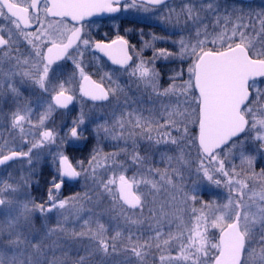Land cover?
I'll return each instance as SVG.
<instances>
[{
  "label": "snow or ice",
  "instance_id": "6c2138e0",
  "mask_svg": "<svg viewBox=\"0 0 264 264\" xmlns=\"http://www.w3.org/2000/svg\"><path fill=\"white\" fill-rule=\"evenodd\" d=\"M162 6V7H161ZM211 12L215 17L211 24H203L200 11L191 3L183 5L185 23L195 25V43L179 41V58L188 61L187 79L182 80L183 72L170 78L169 86L160 88L158 73L152 62L140 59L138 62L129 55V41L117 36L110 42L92 40L85 28L92 23V18L105 14L112 15L130 10L145 13L153 12L157 18L167 9L169 15L163 19L171 20V13L176 10L170 7L169 0H0V18L7 20L15 29L9 28L7 33L0 29V50L8 62L15 66L12 75H20L30 81L39 90L38 103L46 105L41 114L39 124L57 109H68L77 99L76 91L71 85H78L81 97L92 101H110L120 91L119 85L106 88L102 83L94 81L87 73L82 59H76L73 51L83 56L85 51L99 52L118 66L114 73L123 72L139 86L150 89L161 100L167 119L157 122L158 127L165 129L157 144H169L182 148V141L197 152L195 170L210 183L219 185L216 173L229 179L230 192L237 193L230 197L228 204L223 205L219 215L210 220L203 214L196 215L195 223L187 226L179 236H173L171 229L167 233L156 227L152 235L145 239L129 233L127 243H117L121 232L112 236L105 223L90 219L83 220L80 230L69 228L59 220L55 227L35 229L33 213H41L45 220L47 214L55 213L66 221L68 215L75 214L80 218L81 209L68 208L70 199H60L61 189L71 180H79L87 170L74 166L65 154L63 145L73 141H81L84 137L86 116L83 112L71 121L65 132H56L46 126L37 133V139L26 141V150L19 148L7 152L0 151V167H12L14 163L29 165L31 171L35 165L33 158L40 155V150L47 149L54 165L50 173L47 199L34 202L27 194V184L5 181L0 186V212L5 220L0 222V264H68L67 255H57L59 242L52 241L53 235H63L76 242H87V255L78 257L74 264H115L114 257L123 255L119 264H144L148 252L155 247L170 245L172 240L180 241L178 257L160 256L161 264L168 259L183 260L190 264H264V187L259 192L253 191L249 177H241L235 168L229 172L230 158L240 153L242 162L251 168L254 155L244 148L254 144L256 149L264 152V14H256L260 24L257 31L251 13L247 19L241 9L237 12L227 9L221 14L216 0H209L200 9ZM58 27L53 26V20ZM71 22V27L68 26ZM178 22V21H177ZM203 26V31L201 30ZM32 29V31H25ZM23 36L31 46L32 58H21L13 54L19 37ZM159 54L167 58L173 55L166 49H159ZM71 60L70 75L65 74L62 62ZM107 79L114 83L113 75ZM181 80V83L176 81ZM15 91L11 82L5 85ZM172 97H176L172 100ZM183 97L184 108L179 107V99ZM173 104L177 106L172 107ZM177 117H182L178 119ZM143 117L136 120V127L150 128L151 123L141 124ZM30 121L28 113L15 112L11 117V127L23 132V125ZM189 124L195 131L190 134ZM173 131L177 135H173ZM148 139L152 137L149 135ZM55 145V148L51 147ZM93 156L92 160L95 161ZM171 160L172 157H167ZM83 163V162H82ZM91 163V162H90ZM132 163L139 168L143 159L135 154ZM180 165L189 164L183 153L177 157ZM112 176H105L99 181L102 194L110 195L123 210H132L126 222L136 225L142 221L134 218L135 213L143 214L149 196H155L164 186H171L182 193L185 202L197 200L196 194H189L182 187L183 169L175 168L171 175L167 169H148L147 176L133 173L129 176L123 164L113 161L108 165ZM155 171V176L153 175ZM118 173V174H117ZM257 174H252L255 179ZM156 176L159 179H156ZM261 185H264V170L258 174ZM93 183L97 182L95 169L91 170ZM247 190V191H246ZM249 193H251L249 195ZM91 199V197H88ZM154 203V201H153ZM230 209V211H224ZM148 216L160 224L167 218L164 205L159 210L148 209ZM46 227V226H45ZM209 227L218 230V239L210 242Z\"/></svg>",
  "mask_w": 264,
  "mask_h": 264
},
{
  "label": "rangeland",
  "instance_id": "374dc122",
  "mask_svg": "<svg viewBox=\"0 0 264 264\" xmlns=\"http://www.w3.org/2000/svg\"><path fill=\"white\" fill-rule=\"evenodd\" d=\"M208 2L209 0H174L169 4L170 7L176 10L174 13H171V20L169 21L163 18H158L157 20V25L168 33V38L159 37L156 38V41L142 43L141 51H138L135 61L138 62L140 59H143L145 62H152L151 66L159 74L158 85L160 88L168 87L170 78L178 72H183L182 80L187 79L188 61L187 58L183 60L179 58V41L184 39L186 43H195L196 26L190 21L187 24L185 23L184 14L181 12L183 5L187 3L195 5L200 11L203 24L209 25L208 30L211 31V24L214 22L215 17L206 8L200 9V5H206ZM216 2L219 4L221 14L225 9L229 12L233 9L239 12L242 9L247 19L248 14L251 13L256 30H259L260 24L256 20V14H264V5L254 3L246 5L226 0H216ZM201 30L203 31V26H201ZM159 49H166L173 55L167 58L162 57L159 54ZM14 71L15 66L8 64L0 66V108H14L17 102L14 96L15 91L7 90L5 86L7 82L15 84L21 77L20 75H12L11 73ZM124 78L130 81V83L126 84L123 94L120 97H115L108 106H93L85 114L86 121L85 125L82 126L85 128V138L81 141H73L70 145L65 144L62 146L64 152L74 150L77 156H82V159H78L77 165L79 168L83 166L87 170V176L82 174L76 186L77 190L73 195H69V197L59 195L60 199L77 197L75 201L70 199L68 208L72 209L75 207L81 209L80 218L78 219L73 213L68 215V219L65 221L63 217L55 213H49L47 214L48 219L45 220L44 216L37 211L33 213V227L35 229H44L46 231L47 228L55 227L59 220L69 230L72 228L80 230L83 227V220L90 219L93 223L96 220L105 223L112 236L115 235L116 231L121 232V236L116 241L118 244L121 242L127 243V237L130 232L147 239L152 235L156 227H161L165 233L171 229L174 237L179 236L181 231L186 236V227L195 223L194 212L196 215L203 214L210 220L213 215L220 214L221 208L223 205L228 204L230 197L237 195L235 192H230V185L228 184L229 179L234 180L236 177H225L221 173H216L215 178L221 180V183L216 185L210 183L201 174H197L195 170L197 152L194 147H189L183 141L182 148L175 145L156 143V140L160 139L165 132L164 128L157 126V122L162 121V119H167L161 100L167 101L168 98L156 97L150 89L145 88L143 85L138 86L126 74H124ZM176 83H181V80L176 81ZM258 86L264 87V84H258ZM171 99L175 100L176 97H172ZM178 103L179 107L183 109L185 106L183 97H180ZM36 104L37 107L46 108V105ZM176 106V104L172 105L173 108ZM24 113L29 114L28 111ZM78 116L52 113L44 121V126L60 132L61 129L67 126L69 127L71 121ZM140 117H143L141 124L150 122L151 127H136V120ZM32 118L34 116L30 115L31 122L24 123L23 132L16 129L17 131L12 130L13 132L6 133L8 140L10 135L14 136L7 142L6 152L15 148H21L26 141L38 138L37 133L44 126H41L39 123L33 124ZM177 118L182 119V117ZM189 129L190 134L195 131V128L191 124H189ZM0 134L2 136L4 133L1 132ZM17 135L18 137L15 138ZM149 135L152 137L151 140L148 139ZM173 135H177V133L173 131ZM51 147L55 148V145ZM0 151H3V149H0ZM244 151L255 157L251 168H249L246 162H242L240 153L237 152L234 158H230V166L226 167V170L231 172L234 167L237 172L241 173V177H249L252 190L259 192L264 187V185L260 184L258 176L261 170H264V152L258 151L255 145L251 143L244 148ZM182 153L189 164L182 166L177 163V157ZM135 154H139L144 161L139 168L132 163V158ZM93 156L96 157L95 161L92 160ZM167 157H172V159L169 160ZM46 158L51 159L48 150H40V155L33 158L35 167L31 171L29 170V165L21 163H15L12 167L3 169L0 171V186L5 181H15L17 184L26 183L28 185L26 191L30 199L34 202H40L43 198L41 193L32 192L30 185L34 181V177L40 172L41 166L45 165L43 161H46ZM114 160L124 165L129 176L133 173H136L137 176L141 173L147 176L148 169L150 168L153 170L159 168L161 172L167 169L169 175H171L173 174V169L182 167V187L189 194L194 192L197 200L195 202L191 200L185 202L181 192L176 191L171 186H164L155 196H149L147 207L142 215L138 212L134 214V218L138 217L142 222L131 225L126 222L125 218L133 214L132 210L121 209L110 195L102 194V188L98 187L100 179L105 176H112L113 173L108 170L107 166L111 165ZM93 168L97 174L96 183H93L91 178V170ZM253 173L257 174L255 179L251 178ZM153 175L155 176V171H153ZM156 179L158 180L159 177L156 176ZM88 197H91V199H88ZM161 205L165 206L168 216L160 224H157L155 220L149 218L148 209L155 208L159 210ZM224 211H230V209H224ZM4 220L5 217L0 212V222ZM218 235L217 229L209 227L208 239L210 242H215L218 239ZM51 240L59 242L60 246L56 249L58 256L63 255V250H66L67 255L64 256V259L68 261V264H74L79 256L87 255L86 241L76 242L63 235H53ZM161 255H164L166 258L178 257L180 255V241L174 239L170 245L162 244L159 250L153 247L148 252L144 264H161ZM113 259L115 264H119L120 260L125 259V257L121 255ZM93 264H98V262L93 260ZM163 264H186V262L177 259L171 261L165 259ZM187 264H190V262H187Z\"/></svg>",
  "mask_w": 264,
  "mask_h": 264
},
{
  "label": "flooded vegetation",
  "instance_id": "af4514ba",
  "mask_svg": "<svg viewBox=\"0 0 264 264\" xmlns=\"http://www.w3.org/2000/svg\"><path fill=\"white\" fill-rule=\"evenodd\" d=\"M173 1L174 0H172L169 4H171ZM167 15V9H164L160 13L161 18H163L162 16L167 17ZM48 19L53 20L54 27L59 26L55 23L54 18L49 17ZM157 20L158 18L153 12L145 13L143 11L136 12L130 10L127 13L121 12L112 15L105 14L96 18H92L93 22L85 28V31L91 36L92 40L105 43L110 42L117 36L124 37L129 41V55H131L135 61L138 51H141L142 43H145L146 41H156V38L159 37L168 38V33L159 25H157ZM68 26L71 27V22H68ZM9 28H12L13 31H15L14 27L7 20L0 18V29H3V32L6 34ZM25 31H32V29H25ZM31 52V46L26 42L25 38L23 36L19 37L14 46L13 54L15 56H20L21 58L31 59L32 57L29 55ZM73 56L76 59H82L84 61L85 69L94 81L102 83L106 88L119 85L120 91L116 95L117 98L123 94L126 84L130 83V81L124 78L123 72H120L119 74L114 73L113 69L117 68L118 66L112 65L107 57H104L98 52L93 53L91 51H85L83 56H81L80 53L73 51ZM6 64L14 66L8 62L7 57H5L3 51L0 50V66ZM62 64L64 65L67 78V76L71 73L72 61L67 60L62 62ZM108 75H113L114 83L107 79ZM13 85L16 89L15 92L13 91L14 96L17 99V102L14 105L15 107L0 108V133H4L2 136L0 134V149H3L4 152H6L7 149V142L10 140V138L14 137L13 135H10L8 140L6 138V133H11L13 132L12 130L17 131L11 127V116L17 111L22 113L28 111L30 115L34 116V118H32V123L38 124L41 114L45 111L44 107L36 106L40 93L30 81L20 77L19 80H17ZM71 87L75 89L77 99L73 101L68 109H57L53 113L61 115H80V113L83 112L84 114H87L93 106L105 107L110 105L113 100L112 99L104 103H93L80 96L78 85H71ZM7 90L11 89L7 88ZM67 127L63 128L65 132L67 131ZM17 137L18 135L15 138ZM28 146L29 145L25 142L19 149L26 150ZM73 151L74 150H67L65 154L69 156L74 166L79 170L77 162L79 161V158L82 159V156H77L76 151H74L75 153ZM43 162L45 165L41 166L40 172L34 177V181L30 185L32 192L35 191L41 193L43 198L40 202L46 201L47 199L50 173L54 172V165L52 164L51 159L46 158V161ZM5 168H7V166L0 167V171ZM80 178L78 182L75 183L69 181L61 189L59 195L68 197L69 195H73L77 190L76 186L79 183Z\"/></svg>",
  "mask_w": 264,
  "mask_h": 264
},
{
  "label": "water",
  "instance_id": "95a60500",
  "mask_svg": "<svg viewBox=\"0 0 264 264\" xmlns=\"http://www.w3.org/2000/svg\"><path fill=\"white\" fill-rule=\"evenodd\" d=\"M172 0H169V3L171 2ZM226 1H231V2H241V3H246V4H249V3H253V2H256V1H261V2H264V0H226ZM99 17V16H97ZM93 18H96V17H93ZM99 53V52H98ZM101 54V53H100ZM85 99L93 102V103H104V102H107V101H92L86 97H84ZM71 182L75 183V182H78V180H71Z\"/></svg>",
  "mask_w": 264,
  "mask_h": 264
},
{
  "label": "trees",
  "instance_id": "16d2710c",
  "mask_svg": "<svg viewBox=\"0 0 264 264\" xmlns=\"http://www.w3.org/2000/svg\"><path fill=\"white\" fill-rule=\"evenodd\" d=\"M254 4L264 5V2H259V1H257V2H254ZM246 5H247V4H246Z\"/></svg>",
  "mask_w": 264,
  "mask_h": 264
}]
</instances>
